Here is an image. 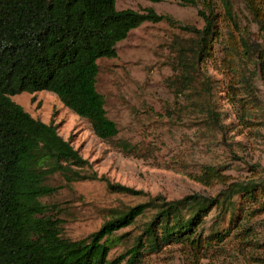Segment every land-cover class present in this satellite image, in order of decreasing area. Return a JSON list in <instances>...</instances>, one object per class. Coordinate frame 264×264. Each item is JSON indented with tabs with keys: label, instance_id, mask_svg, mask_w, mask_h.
<instances>
[{
	"label": "trees",
	"instance_id": "16d2710c",
	"mask_svg": "<svg viewBox=\"0 0 264 264\" xmlns=\"http://www.w3.org/2000/svg\"><path fill=\"white\" fill-rule=\"evenodd\" d=\"M175 1L197 7L203 21L201 28L181 25L194 37L175 42L177 64L187 72L212 57L223 27L227 67L234 69L236 60L247 67L255 58L264 70V42H251L229 0ZM243 2L264 37V0ZM163 19L169 18L151 8L117 9L116 0H0V264H120L123 259L139 264L162 246L181 244L196 252L213 248L264 212V184L250 180L214 197L156 195L112 209L99 229L71 239L62 235L59 219L42 201L57 191L49 184L55 175L66 184L93 177L82 173L87 161L55 125L34 118L11 96L50 91L86 119L98 138L112 140L118 129L96 88L97 61L116 57L117 43L132 29ZM110 187L133 192L120 184ZM130 226L136 232L124 235L128 248L108 259L115 232ZM248 230L244 225L239 234Z\"/></svg>",
	"mask_w": 264,
	"mask_h": 264
},
{
	"label": "rangeland",
	"instance_id": "374dc122",
	"mask_svg": "<svg viewBox=\"0 0 264 264\" xmlns=\"http://www.w3.org/2000/svg\"><path fill=\"white\" fill-rule=\"evenodd\" d=\"M229 2L241 30L251 42L263 43L243 0ZM116 8H151L169 19L142 23L117 43L116 57L97 61L96 88L118 129L112 140L98 138L86 119L50 91L11 96L34 118L55 125L87 161L82 173L93 178L66 184L55 175L49 184L57 191L42 199L59 219L62 235L71 239L99 229L109 210L156 195L214 197L235 183L264 184V70L258 60L251 58L247 67L236 60L234 69L228 68L223 27L212 57L187 72L177 64L175 42L194 37L181 25L202 27L197 7L175 0H116ZM118 184L133 192L110 187ZM244 225L250 227L248 235L239 234ZM135 230L115 232L108 259L123 254L130 244L123 237ZM230 232L213 248L162 246L139 264H264V212Z\"/></svg>",
	"mask_w": 264,
	"mask_h": 264
}]
</instances>
